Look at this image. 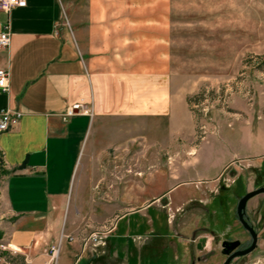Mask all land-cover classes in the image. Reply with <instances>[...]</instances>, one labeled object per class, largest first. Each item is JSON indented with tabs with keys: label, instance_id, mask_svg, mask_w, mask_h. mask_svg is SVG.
<instances>
[{
	"label": "crops",
	"instance_id": "obj_1",
	"mask_svg": "<svg viewBox=\"0 0 264 264\" xmlns=\"http://www.w3.org/2000/svg\"><path fill=\"white\" fill-rule=\"evenodd\" d=\"M176 7V0H27L0 10V30L9 23L11 31L9 46L0 48V67L10 71L0 112L21 113L15 127L0 132V198L13 217L9 226L0 218V228L30 264L49 260L55 244L56 264H143L145 251L166 248L180 264L183 246L158 244L166 226L158 212L127 210L128 201L143 198L142 170L155 168L146 179H157L166 149L184 154L172 158L176 168L167 178L174 186L212 179L235 158L264 161V128L261 139L249 118L250 134L237 136L243 153L227 149L218 164L190 165L198 148L175 143L194 132L178 117L182 111L193 121L178 91ZM192 173L203 175L178 180ZM113 216L115 227L102 243L83 244ZM144 233L153 235L148 243Z\"/></svg>",
	"mask_w": 264,
	"mask_h": 264
},
{
	"label": "rangeland",
	"instance_id": "obj_2",
	"mask_svg": "<svg viewBox=\"0 0 264 264\" xmlns=\"http://www.w3.org/2000/svg\"><path fill=\"white\" fill-rule=\"evenodd\" d=\"M176 3L174 46L178 91L186 96L193 121L182 111H178V117L187 133L194 132L190 137L177 138L175 143L187 145L188 149L197 147L195 163L190 165L198 163L205 167L222 162L230 149L239 155L243 153L237 136L250 134L246 118L253 120L252 131L260 138L263 136L259 127L264 128V0H176ZM260 141L255 144L256 153ZM145 155L150 158L151 153ZM183 155L167 149L161 151L159 171L163 174L150 182L146 178L155 168L143 169L146 180L143 198L128 201L127 210L158 212L157 220L166 225L165 229L162 227L163 235L156 236L160 237L158 244L183 246L180 264H223V239L245 244L251 240L238 219L237 204L247 192L264 187V161L235 158L212 179L174 186L167 178L176 168L172 158L180 159ZM132 170L128 167L127 172ZM201 175L183 174L178 180ZM2 186L0 176V189ZM194 188L202 189L194 194ZM182 190L183 200L174 202L173 196ZM2 214L4 217L0 218L9 226L13 217L0 198ZM246 215L258 233L257 246L230 264H264V193L248 201ZM117 219L113 216L109 223L116 224ZM3 233L0 228V264H30L22 250L7 244ZM149 235H141L142 242L148 243ZM202 238L207 242L199 248ZM172 254L168 248L145 251L143 264H174Z\"/></svg>",
	"mask_w": 264,
	"mask_h": 264
},
{
	"label": "built area",
	"instance_id": "obj_3",
	"mask_svg": "<svg viewBox=\"0 0 264 264\" xmlns=\"http://www.w3.org/2000/svg\"><path fill=\"white\" fill-rule=\"evenodd\" d=\"M27 5V0H0V10L5 12H10L16 7H25ZM11 41V31L9 23L0 30V48L9 46ZM10 82V71L6 68L0 67V90L8 91ZM80 106H72L68 114H73L74 110ZM88 111V110H87ZM21 118V113L19 111L13 110L11 108H4L0 112V132L10 130L15 127ZM115 224L103 225L101 228L94 230L93 232L83 236V244L92 243L94 245L102 243L107 236L113 231ZM59 254V247L52 246L50 251L49 260L44 264H56Z\"/></svg>",
	"mask_w": 264,
	"mask_h": 264
},
{
	"label": "water",
	"instance_id": "obj_4",
	"mask_svg": "<svg viewBox=\"0 0 264 264\" xmlns=\"http://www.w3.org/2000/svg\"><path fill=\"white\" fill-rule=\"evenodd\" d=\"M260 193H264V187H260L254 190H251L249 192H247L244 196H242L239 199V202L237 204V216L239 221L241 222V224L244 226V228H246L251 236H252V244L243 250L237 251L233 254H230L231 250L235 249L236 247H238L240 245V241L239 240H234V241H226L224 242V247H227L223 253L226 255H229L228 258L223 262V264H230L231 259L233 257L236 256H240V255H247L249 254L251 251H253L256 246H257V241H258V233L256 232L255 228L248 222V220L246 219V208H247V203L248 201L256 196L257 194ZM205 240V238H202L199 242L198 247L201 248V242H203Z\"/></svg>",
	"mask_w": 264,
	"mask_h": 264
},
{
	"label": "flooded vegetation",
	"instance_id": "obj_5",
	"mask_svg": "<svg viewBox=\"0 0 264 264\" xmlns=\"http://www.w3.org/2000/svg\"><path fill=\"white\" fill-rule=\"evenodd\" d=\"M246 219L248 220V217H247V215H246ZM248 222L250 223V221L248 220ZM251 224V223H250ZM252 225V224H251ZM246 229V228H245ZM247 230V229H246ZM248 231V230H247ZM248 233H249V235L251 236V234H250V232L248 231ZM226 241H234L233 239H223L222 241H221V252H223L227 247H224V242H226ZM206 243V240H204L203 242H201V247H204V244ZM252 244V236H251V240L247 243V244H245V243H240V245L238 246V247H236L235 249H233V250H231V252H230V254H233V253H235V252H237V251H240V250H243V249H246V248H248L250 245ZM223 255H225V259L224 260H226L227 258H228V256L229 255H226V254H223ZM246 255H240V256H236V257H233L232 259H231V262L230 263H232L233 262V260H235L236 258H243V257H245Z\"/></svg>",
	"mask_w": 264,
	"mask_h": 264
}]
</instances>
